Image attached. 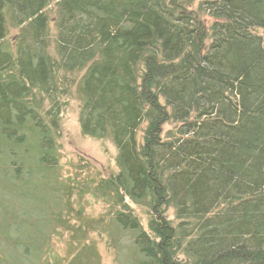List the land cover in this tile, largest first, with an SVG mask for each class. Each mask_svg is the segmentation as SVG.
Returning a JSON list of instances; mask_svg holds the SVG:
<instances>
[{
    "label": "trees",
    "instance_id": "trees-1",
    "mask_svg": "<svg viewBox=\"0 0 264 264\" xmlns=\"http://www.w3.org/2000/svg\"><path fill=\"white\" fill-rule=\"evenodd\" d=\"M71 75L107 177L61 175ZM98 240L112 264H264V0H0V264H102Z\"/></svg>",
    "mask_w": 264,
    "mask_h": 264
},
{
    "label": "rangeland",
    "instance_id": "rangeland-1",
    "mask_svg": "<svg viewBox=\"0 0 264 264\" xmlns=\"http://www.w3.org/2000/svg\"><path fill=\"white\" fill-rule=\"evenodd\" d=\"M52 9L53 8H51V11ZM49 15L52 16L53 13ZM14 34L15 31L10 30L9 38H12ZM54 35L55 31L51 24V46L49 47V51L55 58V54L53 53ZM80 76L81 74L78 75L75 80L77 81ZM68 78L67 94H62L60 97L61 111L59 113L58 128L56 131L61 175L63 177H73L75 173H78L76 180H81V178L86 177L90 172L87 169H81L82 166H85V168L91 167L95 172L107 177L117 171L115 168V149L111 141L108 139L96 140L81 134L78 125L80 100L75 85H71L70 83V79H73V76H68ZM144 128L145 124L141 126L140 132L137 134L139 141L141 140ZM168 130H173V125L166 124L163 126V133ZM91 174L93 176L94 173ZM80 203L83 205L85 213L91 217L103 214L106 210L105 206L100 203V201H96L90 197H85ZM136 210L139 218L143 219L140 221L145 224L146 218L145 215H142V210ZM166 216L173 224L175 223L172 211L169 210L166 213ZM66 241L67 234L62 230H59L57 234H53L48 248L49 251H51L50 254L63 255L65 252ZM98 243L102 264H112V259L106 252L103 243L99 242V240Z\"/></svg>",
    "mask_w": 264,
    "mask_h": 264
}]
</instances>
